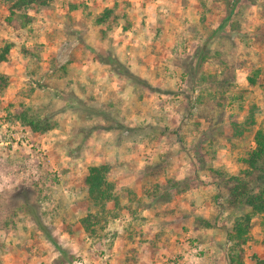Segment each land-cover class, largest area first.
Masks as SVG:
<instances>
[{
	"label": "rangeland",
	"instance_id": "rangeland-1",
	"mask_svg": "<svg viewBox=\"0 0 264 264\" xmlns=\"http://www.w3.org/2000/svg\"><path fill=\"white\" fill-rule=\"evenodd\" d=\"M48 2L19 27L0 0V49L11 45L0 63V264H230L227 227L244 209L225 208L210 168L237 174L264 129V0ZM204 42L221 58L208 54L192 76ZM225 64L232 84L218 92L202 77ZM22 106L53 127L32 132L15 118ZM99 163L115 200L97 213L83 179ZM89 211L93 231L80 223ZM251 223L244 264L264 260V217Z\"/></svg>",
	"mask_w": 264,
	"mask_h": 264
},
{
	"label": "trees",
	"instance_id": "trees-1",
	"mask_svg": "<svg viewBox=\"0 0 264 264\" xmlns=\"http://www.w3.org/2000/svg\"><path fill=\"white\" fill-rule=\"evenodd\" d=\"M8 15L5 21L9 25L18 23L19 27L30 24L34 17L27 13V10L37 9L47 6L48 0H5ZM231 10L229 11V14ZM111 9H105L103 14L96 19V22H104L108 17ZM260 13H264V3ZM228 14V15H229ZM223 24L217 30L221 29ZM123 29H126L123 27ZM10 44L4 45L0 49V63L6 60ZM216 55L221 58L217 50L210 51L206 47V42L194 51L195 63L188 66L190 73L196 74L199 67L205 61L207 55ZM106 63L112 59L105 60ZM225 63V60L221 59ZM114 64H118L114 59ZM258 69H250V73L246 76V80L250 86L257 83ZM233 76L231 69L225 64L219 74L208 75L202 77L203 80L211 83V88L218 92H223L226 87L231 86L230 76ZM7 86V78L0 72V89ZM17 121L22 125L28 126L34 133H43L53 127V123L45 118H41L34 114L29 107L22 106L20 111L15 115ZM252 122V121H251ZM255 146L251 148L247 154L241 158L243 168L237 174H230L224 168H210L211 176L215 178L216 184L224 194L223 205L230 210L244 209V212L237 215L230 226L227 227V237L231 241L230 253L228 260L230 264L243 263L242 246L250 239V229L252 226V218L257 215L264 217V129H257L253 135ZM109 165L107 163L94 164L88 167V172L83 179V184L90 202L97 213L104 212L106 204L112 199L115 200V184L108 180L107 173ZM96 214L89 211L86 216L80 219L82 227L86 231H93L90 226ZM39 229L45 233L46 238L55 244V240L47 230V228L37 219ZM264 243V238H263ZM56 246V244H55ZM257 264H264V260L258 261Z\"/></svg>",
	"mask_w": 264,
	"mask_h": 264
}]
</instances>
